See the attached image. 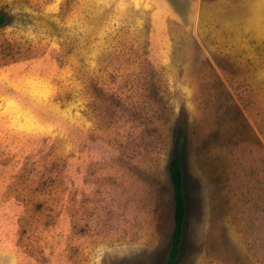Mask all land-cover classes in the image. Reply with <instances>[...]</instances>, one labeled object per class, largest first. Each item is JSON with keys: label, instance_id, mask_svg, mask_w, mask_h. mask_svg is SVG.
Here are the masks:
<instances>
[{"label": "rangeland", "instance_id": "obj_1", "mask_svg": "<svg viewBox=\"0 0 264 264\" xmlns=\"http://www.w3.org/2000/svg\"><path fill=\"white\" fill-rule=\"evenodd\" d=\"M0 16V264H264V0Z\"/></svg>", "mask_w": 264, "mask_h": 264}, {"label": "trees", "instance_id": "obj_2", "mask_svg": "<svg viewBox=\"0 0 264 264\" xmlns=\"http://www.w3.org/2000/svg\"><path fill=\"white\" fill-rule=\"evenodd\" d=\"M3 17L0 16V23ZM170 181L173 189L174 212L173 229L171 233V245L166 264H175L180 252V246L184 234L185 196L183 190V168L180 153L172 156L168 164Z\"/></svg>", "mask_w": 264, "mask_h": 264}]
</instances>
